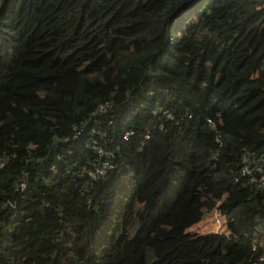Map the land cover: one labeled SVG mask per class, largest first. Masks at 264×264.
I'll return each instance as SVG.
<instances>
[{
	"label": "trees",
	"instance_id": "obj_1",
	"mask_svg": "<svg viewBox=\"0 0 264 264\" xmlns=\"http://www.w3.org/2000/svg\"><path fill=\"white\" fill-rule=\"evenodd\" d=\"M247 153L264 0H0V264H264ZM215 209L228 233L187 234Z\"/></svg>",
	"mask_w": 264,
	"mask_h": 264
},
{
	"label": "built area",
	"instance_id": "obj_2",
	"mask_svg": "<svg viewBox=\"0 0 264 264\" xmlns=\"http://www.w3.org/2000/svg\"><path fill=\"white\" fill-rule=\"evenodd\" d=\"M108 107H109L108 104H103L99 107L98 111L102 112L105 109H107ZM166 117L170 118V116H168V115H166ZM209 123H210V121H209ZM132 134H133V132H130V131L126 132L122 136V140L127 141ZM80 135H81V131L76 133L75 138H78ZM145 137H146V139L149 138L148 135H146ZM93 149L95 150V152L98 155H100L104 158L100 164L95 166L91 171H89L87 173V176L94 180V179H97L100 177H104L110 171L115 170L116 165L112 162L114 155L111 154L110 152L103 150V148L98 146V143L95 142L93 144ZM250 156L251 155L249 153H247L246 155H244L242 157L240 176L242 178H245L247 180V183L250 186H255V188H262V187H264V158L256 159V162L252 165L248 161V158ZM22 187H25V184H23ZM214 211H215V214L213 216V223H214V226L216 227L217 231H220V232H216V233L226 234L227 233V225H226V220H225V222L223 221L224 216L218 210L215 209ZM224 227H226V228L224 229ZM222 232H224V233H222ZM253 250H254V248H253ZM263 261H264V259H263Z\"/></svg>",
	"mask_w": 264,
	"mask_h": 264
},
{
	"label": "rangeland",
	"instance_id": "obj_3",
	"mask_svg": "<svg viewBox=\"0 0 264 264\" xmlns=\"http://www.w3.org/2000/svg\"><path fill=\"white\" fill-rule=\"evenodd\" d=\"M214 214H215V211L206 212L201 221L191 224V226L186 231L187 234L194 236V237L207 235V234H211V233L218 234L216 232H220V231H217V229L213 223ZM223 221L225 222V216H224ZM136 228H137V219L134 218L132 220L130 226L127 228V233H128L129 237H131L134 234ZM225 228L226 227H224V229ZM120 230H121V228L119 227V231ZM222 233H224V232H222ZM227 233H228V230H227ZM260 246H261V250L263 253V259H264V239L262 240ZM150 258H151V256L149 255V259Z\"/></svg>",
	"mask_w": 264,
	"mask_h": 264
}]
</instances>
